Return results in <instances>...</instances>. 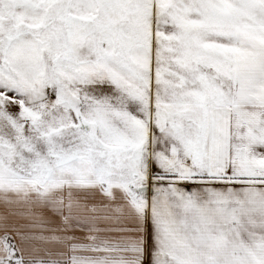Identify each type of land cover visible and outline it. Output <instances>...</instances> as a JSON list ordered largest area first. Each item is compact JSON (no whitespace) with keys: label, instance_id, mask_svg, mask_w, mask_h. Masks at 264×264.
<instances>
[{"label":"snow or ice","instance_id":"1","mask_svg":"<svg viewBox=\"0 0 264 264\" xmlns=\"http://www.w3.org/2000/svg\"><path fill=\"white\" fill-rule=\"evenodd\" d=\"M0 264H264V0H0Z\"/></svg>","mask_w":264,"mask_h":264}]
</instances>
